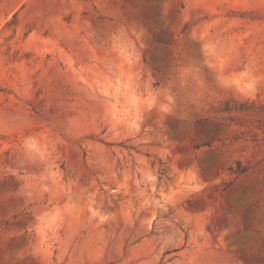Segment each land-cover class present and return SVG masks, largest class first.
<instances>
[{"label":"rangeland","instance_id":"1","mask_svg":"<svg viewBox=\"0 0 264 264\" xmlns=\"http://www.w3.org/2000/svg\"><path fill=\"white\" fill-rule=\"evenodd\" d=\"M0 264H264V0H0Z\"/></svg>","mask_w":264,"mask_h":264},{"label":"clouds","instance_id":"2","mask_svg":"<svg viewBox=\"0 0 264 264\" xmlns=\"http://www.w3.org/2000/svg\"><path fill=\"white\" fill-rule=\"evenodd\" d=\"M247 73L241 74L239 77L234 78L231 81V84L235 85L239 90L246 93V95H250L253 93L256 89V83L255 81L248 79ZM157 95L158 94H149L147 98H132L131 103L133 107L137 110V114L139 113V109L141 105L147 106L148 108L153 107L157 103ZM172 97H168V100L171 101ZM161 111L163 112H169L171 111L170 107L168 105H161L160 106ZM192 178L195 179V175L191 174ZM41 225L42 227H51L52 225L49 223H46L43 218H41Z\"/></svg>","mask_w":264,"mask_h":264}]
</instances>
